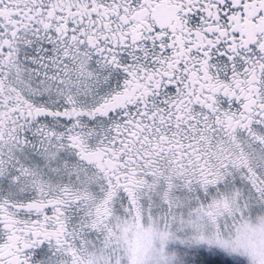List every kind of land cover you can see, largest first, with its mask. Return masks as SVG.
I'll return each instance as SVG.
<instances>
[{
  "label": "snow or ice",
  "instance_id": "snow-or-ice-1",
  "mask_svg": "<svg viewBox=\"0 0 264 264\" xmlns=\"http://www.w3.org/2000/svg\"><path fill=\"white\" fill-rule=\"evenodd\" d=\"M0 264H264V0H0Z\"/></svg>",
  "mask_w": 264,
  "mask_h": 264
}]
</instances>
